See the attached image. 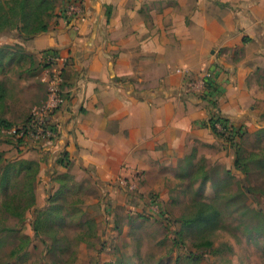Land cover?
Segmentation results:
<instances>
[{"label":"crops","instance_id":"0c3cea01","mask_svg":"<svg viewBox=\"0 0 264 264\" xmlns=\"http://www.w3.org/2000/svg\"><path fill=\"white\" fill-rule=\"evenodd\" d=\"M48 23L22 44L33 60L46 50L66 59L56 142L27 140L10 160L38 161L37 183L61 170L113 196L120 181L161 190L193 152L232 151L206 127L202 91L190 87L208 72L229 126L264 127V0H57ZM61 153L69 170L57 162Z\"/></svg>","mask_w":264,"mask_h":264},{"label":"rangeland","instance_id":"374dc122","mask_svg":"<svg viewBox=\"0 0 264 264\" xmlns=\"http://www.w3.org/2000/svg\"><path fill=\"white\" fill-rule=\"evenodd\" d=\"M24 41L16 31L0 34L6 92L0 119L13 124L0 126L2 165L25 143L18 144L10 131L26 123L47 93L46 65H30ZM246 132L237 138L241 154L258 156H250L244 172L235 168L232 146L214 158L197 150L167 173L161 190H143L138 180L120 184V194L113 196L91 177L58 170L47 183L36 182V208L45 211L43 221L50 216L38 233L32 227L37 210H28L21 222L2 209L12 192L3 188L0 228L12 230L0 233V264H264V132ZM87 219L96 221L95 237L86 236ZM26 236L30 244L11 255Z\"/></svg>","mask_w":264,"mask_h":264},{"label":"trees","instance_id":"16d2710c","mask_svg":"<svg viewBox=\"0 0 264 264\" xmlns=\"http://www.w3.org/2000/svg\"><path fill=\"white\" fill-rule=\"evenodd\" d=\"M57 0H0V34H10L16 31L17 34L25 40L45 34L49 30V20L54 16L56 10ZM50 50H46L47 52ZM3 52L0 51V63H2ZM30 59V65H33V56L25 55ZM207 86L209 92L207 95H200L199 98L206 102L208 107L209 118L205 125L211 132L221 138L228 145L235 148L236 159L234 161L235 168L244 172L247 169V161L250 156H258L256 153H251L250 156H243L237 144L243 132L242 129L235 130L233 125H230V118L222 115L216 110V101L212 98L216 94H221L220 89L215 84V81L208 80ZM66 87V86H65ZM5 89L0 82V102L5 97ZM220 122L223 128L228 132L225 136L219 132L215 127V123ZM0 126L2 128L11 129L13 124L8 120L1 118ZM259 132H264V127L259 129ZM23 140L18 139V144H22ZM0 161L1 176H0V193L3 188L7 191H12L8 194L6 199L2 202V209L19 221H25V215L28 210H37L36 208V182L40 172V164L36 160L18 159L15 161H8L4 165ZM59 164L70 169L68 162V155L61 153ZM202 168V167H200ZM204 173V170L203 172ZM63 181L61 178L59 182ZM62 183V182H61ZM45 211L37 210V217L33 221L32 227L36 233L40 232L42 227L49 221L50 216L44 218ZM87 226L86 236L92 238L96 236V221L94 219H87L85 221ZM12 230L10 227L2 226L0 233L3 231ZM31 242V238L21 237L18 245L11 251V255H17L23 251ZM209 245V243H207Z\"/></svg>","mask_w":264,"mask_h":264},{"label":"built area","instance_id":"2783aa9c","mask_svg":"<svg viewBox=\"0 0 264 264\" xmlns=\"http://www.w3.org/2000/svg\"><path fill=\"white\" fill-rule=\"evenodd\" d=\"M42 60L46 65V77L44 82L47 84L46 97L42 104L36 107L26 123L17 129L10 131L14 137L22 139L24 142L33 140L36 142L46 143V145H54L57 138V127L54 124V114L66 103L67 92L64 83V69L66 59L55 50L42 53ZM214 80L213 74L208 72L202 78L191 82L190 87L193 90L202 91L200 95H207L209 92L207 82ZM219 94L212 99L217 100ZM215 127L225 136L228 132L223 128L220 122L215 123ZM120 184H125L120 181Z\"/></svg>","mask_w":264,"mask_h":264}]
</instances>
